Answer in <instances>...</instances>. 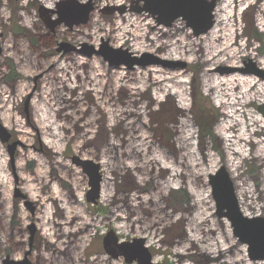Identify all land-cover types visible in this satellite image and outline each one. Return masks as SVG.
<instances>
[{"label": "rangeland", "instance_id": "1", "mask_svg": "<svg viewBox=\"0 0 264 264\" xmlns=\"http://www.w3.org/2000/svg\"><path fill=\"white\" fill-rule=\"evenodd\" d=\"M61 1L0 0V263L23 258L32 225V264H125L104 252L109 231L143 238L157 264H264L216 217L208 185L224 166L242 213L264 217V80L227 73L264 70V0H215L198 38L179 20L155 27L133 0H92L86 24L51 28ZM103 41L171 65L80 52ZM77 159L100 166L95 203Z\"/></svg>", "mask_w": 264, "mask_h": 264}, {"label": "water", "instance_id": "2", "mask_svg": "<svg viewBox=\"0 0 264 264\" xmlns=\"http://www.w3.org/2000/svg\"><path fill=\"white\" fill-rule=\"evenodd\" d=\"M131 3L137 4L132 7V11L138 13H145L151 17L157 25L170 27L176 20L181 19L185 22L186 28H189L194 37L201 36L208 32L213 25L212 12L216 7L215 0H133ZM141 4V6L139 5ZM57 12L50 11L58 15L55 22L46 21L52 28L53 26L64 23L70 29L73 26L83 25L89 20L91 12L94 10L92 0L87 3H79L75 0L61 1L56 5ZM126 11L124 6H111L103 10L104 13H123ZM2 34L0 33V38ZM63 47V46H62ZM69 49L75 50L74 47L69 46ZM87 50V51H86ZM87 57L92 55L102 56L103 59L109 63L110 66H118L120 62H113L114 55H123L129 60L123 62L129 69L133 65L157 66V65H171L156 57L151 58L150 62H143L141 59L133 57L127 50L113 49L108 46L107 42L102 43L99 50H96L87 45L83 46V51ZM2 49L0 46V57ZM184 67V64H181ZM246 70H238L242 74L254 75L264 78V74L260 70H255L251 63L246 64ZM234 70L228 69L227 73H233ZM264 118V104L257 108ZM10 134L0 124V140L2 143L8 142ZM18 143H13L8 147L9 157L11 163L13 162V152ZM77 164L82 167L83 171L88 176L89 192L87 193V201H95L99 197L100 184L102 182V174L100 173V166L90 160H78ZM208 185L211 189V197L215 205V215L219 219H226L230 225L231 234L241 245L246 246L247 258L251 262L264 261V217L255 216L247 217L240 210L238 198L234 183L230 174L224 166H220L215 173L208 176ZM30 241L35 233L34 226H30ZM143 238H136L130 242H121L113 231H109L103 238L104 252L112 259L122 258L125 264H157L152 260V255L145 245ZM31 252V245L28 251L24 254L21 260H12L6 256L0 264H32L29 260Z\"/></svg>", "mask_w": 264, "mask_h": 264}, {"label": "bare ground", "instance_id": "3", "mask_svg": "<svg viewBox=\"0 0 264 264\" xmlns=\"http://www.w3.org/2000/svg\"><path fill=\"white\" fill-rule=\"evenodd\" d=\"M216 8V7H215ZM215 8H214V10H215ZM214 10H213V12H212V16H213V25H212V28H213V26H214V24H215V20H214ZM144 15V14H143ZM178 20H181V19H178ZM177 21V20H176ZM183 23H184V26H185V28H186V25H185V22L183 21V20H181ZM154 23H155V21H154ZM156 24V23H155ZM155 27H160V26H158V25H155ZM211 28V29H212ZM186 29H189V28H186ZM210 29V30H211ZM190 30V29H189ZM209 30V31H210ZM208 31V32H209ZM208 32H206L205 34H207ZM205 34H203V35H205ZM202 36V35H201ZM199 36H197V37H193V38H198ZM233 68V67H232ZM232 70H234L233 71V73H230V74H240V75H243V74H241L238 70H240V69H232ZM215 73H218V70L216 69L215 70ZM264 74V73H263ZM218 75L219 76H223V75H220L219 73H218ZM243 76H245V75H243ZM252 77H256V78H258V79H261V80H263L264 78H260V77H258V76H254V75H251ZM261 117H262V115L259 113V112H257ZM262 119L264 120V118L262 117ZM213 173H215V172H213ZM213 173H211V174H213ZM210 175V174H209ZM220 220H225L226 221V219H220ZM227 223H228V221H226ZM228 225H229V223H228ZM229 227H230V225H229ZM231 230V229H230ZM243 246V245H242ZM246 247V246H245ZM263 262V261H262ZM260 263V262H259Z\"/></svg>", "mask_w": 264, "mask_h": 264}, {"label": "flooded vegetation", "instance_id": "4", "mask_svg": "<svg viewBox=\"0 0 264 264\" xmlns=\"http://www.w3.org/2000/svg\"><path fill=\"white\" fill-rule=\"evenodd\" d=\"M177 21H178V20H177ZM179 21H181V20H179ZM175 22H176V21H175ZM175 22H174V23H175ZM181 22H182V21H181ZM172 26H173V25H172ZM217 68H218V67H217ZM217 68H216V69H217ZM233 68H239V67H233ZM259 68H260V69L263 71V73H264V70H263L261 67H259ZM216 69H214V71H213L214 73H215V70H216ZM254 78H256V77H254ZM256 79H258V78H256ZM258 80H261V79H258ZM263 80H264V79H263ZM263 80H261V81H263ZM28 229H29V231H30V228H29V227H28ZM29 236H30V235H29ZM28 241H29V245L33 246L34 235H33L32 240L30 241V237H29V240H28Z\"/></svg>", "mask_w": 264, "mask_h": 264}, {"label": "trees", "instance_id": "5", "mask_svg": "<svg viewBox=\"0 0 264 264\" xmlns=\"http://www.w3.org/2000/svg\"><path fill=\"white\" fill-rule=\"evenodd\" d=\"M177 110H178V109H177ZM178 112L183 113V111H181V110H178Z\"/></svg>", "mask_w": 264, "mask_h": 264}]
</instances>
